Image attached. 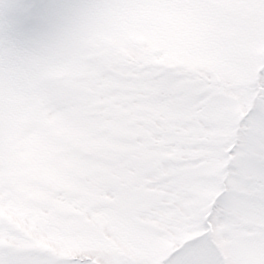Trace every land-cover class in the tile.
Listing matches in <instances>:
<instances>
[{
    "label": "rangeland",
    "instance_id": "rangeland-1",
    "mask_svg": "<svg viewBox=\"0 0 264 264\" xmlns=\"http://www.w3.org/2000/svg\"><path fill=\"white\" fill-rule=\"evenodd\" d=\"M0 264H264V0H0Z\"/></svg>",
    "mask_w": 264,
    "mask_h": 264
}]
</instances>
